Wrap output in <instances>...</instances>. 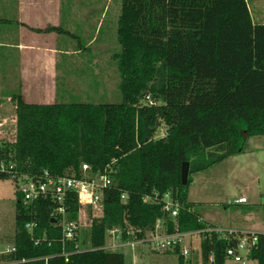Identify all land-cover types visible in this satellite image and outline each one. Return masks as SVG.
Wrapping results in <instances>:
<instances>
[{"label":"trees","instance_id":"obj_1","mask_svg":"<svg viewBox=\"0 0 264 264\" xmlns=\"http://www.w3.org/2000/svg\"><path fill=\"white\" fill-rule=\"evenodd\" d=\"M121 1L112 54L121 101L39 104L16 95L15 136L0 140V160L24 174L81 177L84 163L109 170L113 183L100 212L88 207V226L67 241L69 251L84 249L66 261L53 202L25 205L17 192L16 250L0 264H126L124 253L106 247L114 228L123 241L147 239L158 218L170 233L205 230L209 222L189 200L192 173L245 153L250 137L264 135V23L254 21L248 0ZM168 192L180 203L175 217L164 212ZM69 205L68 219L81 220L77 198ZM31 221L38 222L34 237ZM199 236L193 264H226L228 240L218 232ZM258 236L248 259L264 264V233ZM168 252L183 264L179 246Z\"/></svg>","mask_w":264,"mask_h":264},{"label":"crops","instance_id":"obj_2","mask_svg":"<svg viewBox=\"0 0 264 264\" xmlns=\"http://www.w3.org/2000/svg\"><path fill=\"white\" fill-rule=\"evenodd\" d=\"M106 14L103 18H95L98 14L94 12H64L63 0H0V140H11L4 132L16 131L13 101L16 95H22L29 103L51 104L58 99L70 98L71 92L78 96L85 93L95 95L97 91H104L106 83L111 85V77L103 79L101 71L94 74L100 76V83L104 80L101 86H97V78L85 79L86 75H83L87 73V67L93 71L95 66L103 67L95 61V51L103 50L101 43L109 44L101 39L103 28L106 27L107 37L113 27V24L109 27L104 23ZM87 31L90 33L86 34ZM113 49L111 46L104 49L111 53L106 62L108 65L113 61ZM78 70L81 74H77ZM242 197L245 196L239 198ZM202 216L215 227L264 233V225L254 226L246 222L241 223L243 226L226 227L216 225L207 215ZM246 218H254V215L248 214ZM192 241V236L187 238L195 262L194 256L199 253V248L195 251ZM157 253L162 256L159 263L173 264L171 256H175L179 264L178 255L168 251Z\"/></svg>","mask_w":264,"mask_h":264},{"label":"rangeland","instance_id":"obj_3","mask_svg":"<svg viewBox=\"0 0 264 264\" xmlns=\"http://www.w3.org/2000/svg\"><path fill=\"white\" fill-rule=\"evenodd\" d=\"M248 3L254 21L264 22V0H248ZM121 6V0H63L64 12L87 11L88 14L94 12L98 14L95 18H99V16L103 18V15L107 12L104 23L109 27L113 24V27L111 31H108L107 37H105L106 27L103 28L101 39L109 42V44L101 43L103 50H99L100 52L95 51V61L103 67L99 69L95 66V71L87 67V73L83 75H86L85 79L86 77L97 78V86H101V84H104V80L100 83V76H94L95 73L101 71L103 79L111 77L113 82H111V85H107V83L103 85L104 91H97L95 95L85 93L78 96V94L71 92L70 98L59 101H87L92 103L121 101V93L118 88L121 79L120 73L115 60L110 65L106 64L110 59L111 53L104 50L107 46L114 48V52L119 49L117 23ZM95 18L91 20L96 21ZM89 33L90 31H87L86 34ZM99 38L100 36L97 37V39ZM77 74H81L80 71ZM4 133L11 139L15 136V131ZM192 178L189 199H191L198 212L209 216L216 225L235 227L237 225L243 226L241 223L246 222L254 226L264 225V135L250 137L245 153L231 156L205 171L192 173ZM240 196L247 197L248 202L241 205L235 203V200ZM17 201L15 183L11 179H0V252L14 245ZM88 209L86 210V217H88ZM248 214L254 215V218L247 219L246 216ZM192 239L195 251H197L201 237L199 234H194ZM117 251L125 254L126 264H163V262H158V260L162 259L161 253H157L158 251H155L149 244L137 248L121 246ZM142 252H144L143 255ZM171 259L173 264H177L175 256H171ZM226 264L238 263L227 259ZM245 264H257V262L245 259Z\"/></svg>","mask_w":264,"mask_h":264},{"label":"built area","instance_id":"obj_4","mask_svg":"<svg viewBox=\"0 0 264 264\" xmlns=\"http://www.w3.org/2000/svg\"><path fill=\"white\" fill-rule=\"evenodd\" d=\"M150 99V96H147ZM83 175L77 177L72 171L68 170L63 175L52 176L49 171H44L42 176H32L24 174L17 170L13 162L0 160V173L9 175L10 179L15 183L17 192L23 198L24 204L29 205L40 200H51L53 208L51 216L58 218V225L62 230V252L61 255L69 260L72 254L82 252L84 248H80L77 244L74 250H67L68 240H77L79 238L81 226H88L86 210L92 207L95 213H99L103 203V195L107 188L112 185V178L109 170L106 168L103 172H93L91 167L84 163L82 165ZM77 198L80 204V217L81 220L68 219L70 210V200ZM126 194H122V199H126ZM152 197H146L149 200ZM158 201V197L152 198ZM164 212L171 217L178 215L180 203L174 199L170 192L164 197ZM248 199L245 197L236 200V203H246ZM200 221L205 219L200 218ZM38 226L37 221H31L26 224V229L34 237L35 229ZM218 232L223 235L225 239L230 241L235 240L236 246H230L227 249V257L233 259L235 262L245 264V259L249 258L251 249L256 246L259 236L256 232H249L241 229H225L222 227H215L209 224V227L202 231L197 232H174L170 233L167 230V223L165 218H158L154 230L148 233L147 239L143 240H122L123 231L120 228H114L109 231L111 236L110 243L106 246L107 249L117 250L121 246H131L137 248L145 244H149L155 251L165 252L173 251L177 246L180 247L179 255L183 259V264H193V248L187 243V238L194 234ZM130 235V231L127 232ZM46 234L43 240H45ZM41 239L35 238V243L39 244ZM112 242V244H111ZM112 245V246H110ZM16 250L15 245L6 248L0 252V256L8 254ZM23 261H26L25 259Z\"/></svg>","mask_w":264,"mask_h":264},{"label":"water","instance_id":"obj_5","mask_svg":"<svg viewBox=\"0 0 264 264\" xmlns=\"http://www.w3.org/2000/svg\"><path fill=\"white\" fill-rule=\"evenodd\" d=\"M190 176V162L185 161L182 165V182L187 184ZM230 246H236L237 242L235 240L230 241Z\"/></svg>","mask_w":264,"mask_h":264}]
</instances>
